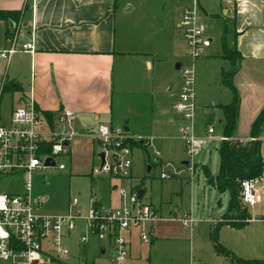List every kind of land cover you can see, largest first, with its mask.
Masks as SVG:
<instances>
[{
  "label": "crops",
  "instance_id": "0c3cea01",
  "mask_svg": "<svg viewBox=\"0 0 264 264\" xmlns=\"http://www.w3.org/2000/svg\"><path fill=\"white\" fill-rule=\"evenodd\" d=\"M192 1L0 0V13L20 14V42H32L34 47L32 53L12 57L6 67L0 61V78L5 77L8 90L13 94L11 109L27 106L31 102L45 116H55L64 110L72 112V127L82 134L70 146L77 156L83 154L82 142L91 145L93 151L94 141L87 133L102 124L125 125L134 142L142 143L146 151L150 147L153 152L158 140H169L168 135L164 134L170 128L163 119L164 110L160 111L163 106L159 105L157 97H162L165 92V97L172 99L174 111L180 90V72L176 67H180L186 60H181L171 32L174 36L182 10L189 7ZM195 1L201 20L203 17L209 21L222 20L224 29L219 38L221 54L214 50L215 44L212 41L204 56L194 63L195 88H198V92H195L193 134L197 137L204 136L208 124L213 126L217 134L215 125L212 124L214 114L218 116L217 123L223 127L224 114L220 107L230 105L232 93L222 87L231 96L223 94L222 104L212 102V109L206 110L199 89L210 88L211 83H220L223 73L234 71L232 85L239 98L235 139L249 140L251 124L264 109V0ZM15 25L11 19L0 20V45L4 44L6 34ZM176 35L182 40L178 33ZM184 53L186 56V49ZM167 59L175 63L173 72ZM165 86H169L166 91L163 90ZM176 120L175 113H172L170 123L176 126ZM134 127H145L146 133L151 134L144 138L132 133ZM179 140L182 141L181 138ZM260 140L264 163V123ZM91 150L86 149L84 154L89 156ZM184 165L188 166V163ZM153 166L160 169L163 163L160 160L153 161ZM195 166L192 165V175ZM71 168L70 162L68 172ZM91 180L90 186H97L98 183L101 186L104 183L100 178ZM132 181L138 183L137 176ZM110 183V190L106 195L102 194L101 189L96 193L92 192L93 195L79 193L76 197L79 207L87 209L91 204L102 208L119 206L118 189L123 183L114 179H110ZM142 185L143 197L147 196L149 203L162 213V204L152 202L145 184ZM70 201L71 199L68 200L66 209L59 213L43 212L53 216L64 215L68 212ZM167 211L176 216L172 208L168 207ZM261 211L264 214V202L260 206V213ZM159 218L150 227L153 235L149 245L152 246L162 241L155 236L156 224L162 220ZM262 220L264 221L255 218L242 230L225 227L241 232L248 230L250 224ZM193 226L187 229L191 231ZM81 230L77 228L74 233L77 232L79 237L87 234L86 228ZM74 233L68 240L75 237ZM132 234L126 235L130 252L121 264H149V255L143 256L141 252L131 254L134 238L140 244H146L140 240L138 231L135 233L136 237ZM170 240L173 239L163 241L171 243ZM245 247L246 250L240 251L235 246H228L232 253L242 259H263L264 237L260 242L259 239H247ZM104 253L103 248L100 254Z\"/></svg>",
  "mask_w": 264,
  "mask_h": 264
},
{
  "label": "built area",
  "instance_id": "2783aa9c",
  "mask_svg": "<svg viewBox=\"0 0 264 264\" xmlns=\"http://www.w3.org/2000/svg\"><path fill=\"white\" fill-rule=\"evenodd\" d=\"M19 24L10 28L0 45V61L8 65L12 57L32 53L33 43L20 42L22 33ZM176 31L186 47L188 61L180 65V90L174 106L179 125V134L184 143L186 155L193 159L202 148L216 140L212 125L208 124L205 135L193 134L192 123L196 113L194 62L204 56L212 40L206 36L200 22L196 1L182 10ZM6 79L0 78V99L5 91ZM74 114L62 111L45 116L30 102L27 106L11 109L6 124H0V178L23 173L25 191L22 194L0 193V264H67L69 251L63 239L70 237L77 223L82 220L88 234L111 247L113 257L110 264H121L129 254V240L126 235L139 231L142 242L152 240V224L159 217V211L152 204L138 198L136 186L129 181L132 173V144L136 143L121 126L98 125L87 133L98 149L99 165L93 168L91 176H108L126 181L130 191L118 189L120 206L102 208L91 204L87 210L79 207L77 198L71 199L68 212L61 216L43 212L44 199L30 196V175L36 170L47 168L65 171L71 162V143L80 135L73 127ZM220 142L228 141L221 136ZM100 154L103 155L101 161ZM62 160V162H58ZM67 163H69L67 165ZM179 173V172H178ZM177 176L160 168L161 180ZM239 202L247 210L264 202V171L261 176L239 182ZM250 218L246 224L253 222ZM182 224L191 227L195 222L183 218ZM88 236L79 237L78 246H84Z\"/></svg>",
  "mask_w": 264,
  "mask_h": 264
},
{
  "label": "rangeland",
  "instance_id": "374dc122",
  "mask_svg": "<svg viewBox=\"0 0 264 264\" xmlns=\"http://www.w3.org/2000/svg\"><path fill=\"white\" fill-rule=\"evenodd\" d=\"M200 22L205 28L206 36L212 39L213 44H215L214 50H217L218 54H221L219 50V38L222 36L224 21L217 19H215V21H209L205 20L203 17L202 20L200 18ZM175 31L174 36L173 32L170 34L172 38H175V42L178 46L177 51L181 54V60L183 58L186 59L185 62L181 64L183 65L188 61L184 53L186 47L184 48L185 44H183L182 40L176 35L177 31ZM167 64L171 66L173 72L175 63L173 64L170 59H167ZM1 69L0 66V72ZM213 84L214 83H211L210 88L201 87V90L199 89V95H201V99L206 105V110L212 109L210 106L212 102L222 104L221 102H223L224 99L223 94L228 93V96H231L228 90L222 88L221 82ZM216 85H218L217 90L215 88ZM8 87L9 85L7 83L5 91L0 99V124L6 125L11 111L13 97ZM168 87L169 86H165L163 90L166 91ZM195 92H198V88L197 90L195 88ZM157 101L160 106H163L160 111L164 110L163 119L166 120L169 125L168 127H170L169 131L164 134L168 135L169 140H158L154 144L155 148L153 152L150 147L147 148V155L143 149L138 147L133 148L132 174L129 181L131 186H136V189L139 190L144 189V185H142V183H144L146 190H148V193L152 196V202L157 201L162 204L163 211L162 213L159 212V217L162 218V220L159 221L155 227V236L162 241L155 246L149 245L150 242L142 245L134 238L132 244V248L134 249L131 250V254L134 255L141 252L143 256L149 255V264H230L227 258L216 254L212 239L214 226L220 222L226 211L228 195L214 192L215 190L213 191L205 182L202 172V167L206 166L210 169L212 176L215 175V173L217 174V149L221 144L218 138L223 136V127L221 128V125L217 123L218 116L214 114L212 124H214L216 128L217 134L215 133V135H213L216 140L205 145L198 156L190 159L185 153L183 141L179 140L181 136L178 129L179 125H182V123L178 120H176V126L170 123L172 113H174L172 110V99H167L164 92L162 97H157ZM120 126H123V124ZM134 128L132 133L144 136V138H148L149 136L147 135L151 134L146 133L145 127ZM130 134V132L127 133L129 136ZM81 149L83 154L79 156L74 154L73 149L71 151L70 158L72 168L70 172H68L67 169L65 171H59L57 169L47 168L36 170L30 175V196L32 199L44 198L45 205L43 210L46 212L50 214L59 213V211L66 209L68 200L78 197L79 193L93 195L92 192L96 193V191L98 192L101 189L103 195L108 194L111 184L110 179L112 178L108 176H91L93 168L99 165L97 147L94 145L92 151L91 145L82 142ZM86 149L91 150L89 156L84 154ZM157 160L162 161L163 168L166 170L171 172L175 171L177 176L161 180L159 178L160 169L153 166V161ZM58 162H62V160H58ZM184 163H188V166L184 165ZM68 164L69 163H67V165ZM193 164L196 165L194 175H192ZM148 167L152 168L149 174H147ZM134 176H137L138 183L132 181ZM96 178L102 179L104 183L101 186L99 183L97 186H93V184L90 186L92 182L91 179ZM121 182L123 184L120 186L124 187L127 192H129L130 188L126 181ZM24 191L25 175H23V173H19L12 178H8V176L0 178V193L22 194ZM144 202L149 203L147 196L144 197ZM239 205L241 210L250 214L252 219H264L262 211L260 213L261 205L249 210L243 207L240 202ZM168 207L174 210L176 216H173L172 213L167 211ZM165 211L167 213H165ZM183 218H191L195 222L191 231L187 229L189 227L182 224L181 220ZM171 219H173V221H171ZM80 221L77 223L76 229L79 228L83 230L86 227L84 228L85 225ZM136 231L138 230H133L131 232L133 233V237H136ZM74 234L75 237L71 240H68L69 237L63 239V245L68 249L70 254L67 264H110L113 252L106 241H100L87 232V243L79 247L77 245L79 235L77 232ZM263 237L264 221L262 220L250 224L248 230L241 232H234L222 226L217 232L216 242L226 251L232 253L228 246L232 245L240 251H243L246 250L245 245L247 239L251 241L259 239L260 242ZM166 239L173 240H170L172 242L168 243L163 241ZM103 248L105 249V253L101 255L100 252ZM235 256L238 257L237 255Z\"/></svg>",
  "mask_w": 264,
  "mask_h": 264
},
{
  "label": "trees",
  "instance_id": "16d2710c",
  "mask_svg": "<svg viewBox=\"0 0 264 264\" xmlns=\"http://www.w3.org/2000/svg\"><path fill=\"white\" fill-rule=\"evenodd\" d=\"M19 13H0V20L11 19L18 24ZM234 71L223 73L221 85L232 93L230 105L221 106L224 114V125L222 135L228 141L221 142L217 149L219 158L218 172L212 176L206 167H202L205 182L209 187L219 194H227L228 202L226 211L213 229L214 249L218 256H223L230 261V264H264V256L261 260H242L234 254L226 251L217 244V232L222 226H228L235 230L244 229L249 219V214L241 210L239 205V182L246 179H253L262 175L264 163L261 157L260 134L264 123V109L253 121L250 127L249 140L235 139L238 115V93L232 85ZM133 148H141L147 155L142 143H131Z\"/></svg>",
  "mask_w": 264,
  "mask_h": 264
},
{
  "label": "water",
  "instance_id": "95a60500",
  "mask_svg": "<svg viewBox=\"0 0 264 264\" xmlns=\"http://www.w3.org/2000/svg\"><path fill=\"white\" fill-rule=\"evenodd\" d=\"M176 68L179 69V66L177 65ZM121 127H122V129L124 130V132L128 133L129 130H128V128H126L125 125H123V126H121ZM99 156H100V158H101V161H103V155L100 154ZM147 173H148V174L150 173V167L147 168ZM143 194H144V192H143L142 190L139 191V192H138V198L141 199V198L143 197Z\"/></svg>",
  "mask_w": 264,
  "mask_h": 264
}]
</instances>
